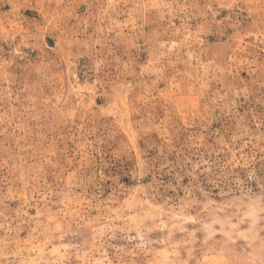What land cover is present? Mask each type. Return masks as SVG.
<instances>
[{
	"label": "rangeland",
	"instance_id": "1",
	"mask_svg": "<svg viewBox=\"0 0 264 264\" xmlns=\"http://www.w3.org/2000/svg\"><path fill=\"white\" fill-rule=\"evenodd\" d=\"M0 264H264V0H0Z\"/></svg>",
	"mask_w": 264,
	"mask_h": 264
}]
</instances>
